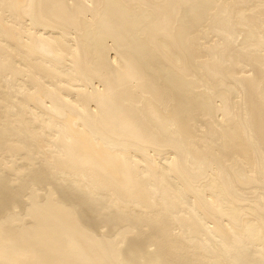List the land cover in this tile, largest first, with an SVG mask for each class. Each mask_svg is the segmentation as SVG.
<instances>
[{
	"label": "bare ground",
	"instance_id": "obj_1",
	"mask_svg": "<svg viewBox=\"0 0 264 264\" xmlns=\"http://www.w3.org/2000/svg\"><path fill=\"white\" fill-rule=\"evenodd\" d=\"M0 264H264V0H0Z\"/></svg>",
	"mask_w": 264,
	"mask_h": 264
}]
</instances>
